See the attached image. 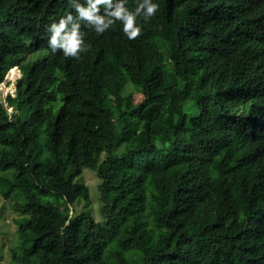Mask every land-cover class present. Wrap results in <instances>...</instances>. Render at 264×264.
<instances>
[{"label":"trees","instance_id":"16d2710c","mask_svg":"<svg viewBox=\"0 0 264 264\" xmlns=\"http://www.w3.org/2000/svg\"><path fill=\"white\" fill-rule=\"evenodd\" d=\"M151 2L145 22V0H0V82L20 72L11 114L0 99L15 264H264V0ZM61 18L78 59L49 46Z\"/></svg>","mask_w":264,"mask_h":264},{"label":"rangeland","instance_id":"374dc122","mask_svg":"<svg viewBox=\"0 0 264 264\" xmlns=\"http://www.w3.org/2000/svg\"><path fill=\"white\" fill-rule=\"evenodd\" d=\"M14 71L13 74H10L11 70H9L4 81L0 83V99L10 113L13 110L8 107L5 102V97L7 94H12V96L14 94L15 79L19 76L18 71L15 69ZM2 175H5V173L0 172V176ZM76 182L83 183L87 186L90 203L86 206V201L84 199H77L72 206L75 209V212L78 213L82 211L86 206L94 220L101 221L100 180L98 179L96 172L91 168L84 166L82 168V173L77 177ZM6 191V187L0 185V264H15L10 259V248L14 249L18 246V240L16 238V220L20 218L21 215L15 211L14 204L19 197L22 200V196H17L15 192H12L11 198L4 199L3 194Z\"/></svg>","mask_w":264,"mask_h":264},{"label":"clouds","instance_id":"9594fccd","mask_svg":"<svg viewBox=\"0 0 264 264\" xmlns=\"http://www.w3.org/2000/svg\"><path fill=\"white\" fill-rule=\"evenodd\" d=\"M99 2H100V0H97V3H99ZM145 2L148 4V6L146 8V12H145L143 18H144L145 22H147L150 18L154 17L155 13L159 9V5L152 3V2L148 3V0H145ZM93 11H95L94 8L92 9V11L81 10V15L85 16L88 20H93L98 25L103 24V20L101 18L94 17L92 15ZM136 12L137 13L139 12V8L136 9ZM112 15H114L118 18L123 16V19H124L123 31L129 39H135L141 34L140 28H138L136 26L134 27L135 19L137 17V15L135 13H131V14L125 13L123 8H118L114 13H112ZM64 20H65V18H61V20L59 21L58 24L53 23L49 26L48 31H51V33H52V35L49 38V46L51 47L53 52H55L57 50V48H62L63 53L66 57H73V58L78 59L79 54L82 51L83 40L80 36L77 35L75 30H73L70 35L66 34L64 36H61V32L65 28ZM105 27H107V26H105ZM96 31H97V33L103 32V30L100 28H97ZM88 47L89 46H87V49H88ZM13 68L17 69V71L19 73L18 74L19 76L17 78H19L20 72H19L18 68L17 67H13ZM13 68H11V69H13ZM16 79H15V82H16ZM14 92H15V89H14ZM11 96H12V94H11ZM13 96H14V94H13ZM3 105H4V103H3ZM10 108H12V107H10ZM8 113L11 114L9 111H8Z\"/></svg>","mask_w":264,"mask_h":264},{"label":"bare ground","instance_id":"6f19581e","mask_svg":"<svg viewBox=\"0 0 264 264\" xmlns=\"http://www.w3.org/2000/svg\"><path fill=\"white\" fill-rule=\"evenodd\" d=\"M38 46H39V44H38ZM18 68V67H17ZM15 70H17L16 68H14ZM14 69H11V72H10V74H13L15 71H14ZM9 74V75H10ZM1 83V82H0ZM18 110V109H17ZM15 111V110H14ZM19 113V112H18ZM16 114V113H15ZM28 204H30V202L28 203ZM27 205L25 204V207H26ZM56 209V208H55ZM55 212H56V210H55ZM58 214V213H57ZM56 214V215H57ZM58 216H59V214H58ZM56 218H58V217H56Z\"/></svg>","mask_w":264,"mask_h":264}]
</instances>
